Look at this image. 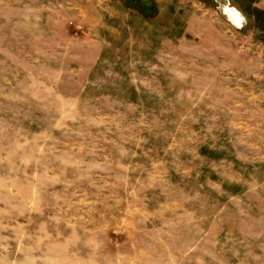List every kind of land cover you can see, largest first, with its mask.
<instances>
[{"label":"rangeland","instance_id":"rangeland-1","mask_svg":"<svg viewBox=\"0 0 264 264\" xmlns=\"http://www.w3.org/2000/svg\"><path fill=\"white\" fill-rule=\"evenodd\" d=\"M0 264H264V0H0Z\"/></svg>","mask_w":264,"mask_h":264},{"label":"bare ground","instance_id":"bare-ground-1","mask_svg":"<svg viewBox=\"0 0 264 264\" xmlns=\"http://www.w3.org/2000/svg\"><path fill=\"white\" fill-rule=\"evenodd\" d=\"M224 12H225L226 16L229 18V20L234 25H236L239 28H242V26L244 24V17L242 16V14L238 10H236L233 7L231 8L229 6H225L224 7ZM245 26H246V24H245Z\"/></svg>","mask_w":264,"mask_h":264}]
</instances>
